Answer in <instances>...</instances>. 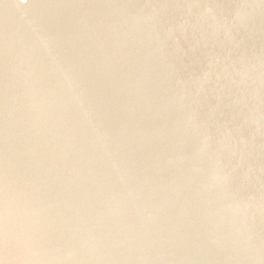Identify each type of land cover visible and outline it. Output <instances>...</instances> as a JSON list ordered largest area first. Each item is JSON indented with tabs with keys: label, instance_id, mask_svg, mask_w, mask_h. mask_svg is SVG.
<instances>
[{
	"label": "water",
	"instance_id": "water-1",
	"mask_svg": "<svg viewBox=\"0 0 264 264\" xmlns=\"http://www.w3.org/2000/svg\"><path fill=\"white\" fill-rule=\"evenodd\" d=\"M0 264H264V0H0Z\"/></svg>",
	"mask_w": 264,
	"mask_h": 264
}]
</instances>
